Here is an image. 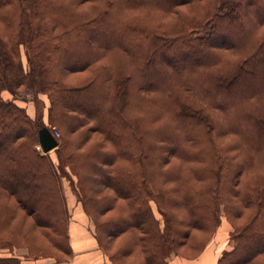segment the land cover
Instances as JSON below:
<instances>
[{"label":"trees","instance_id":"16d2710c","mask_svg":"<svg viewBox=\"0 0 264 264\" xmlns=\"http://www.w3.org/2000/svg\"><path fill=\"white\" fill-rule=\"evenodd\" d=\"M0 23V198H13L57 237L64 166L102 249L104 226L110 236H129L146 264H168L178 235L170 208L182 206L190 228L212 235L222 213L244 218L229 223L233 245L215 264H264V34L255 33L264 0H0ZM184 51L194 56L176 71ZM198 54L208 57L196 65ZM74 72L85 78L69 85L63 76ZM24 90L47 95L48 126L15 101ZM90 96L99 104H79ZM90 121L112 152L70 142L68 133ZM232 121L238 125L227 127ZM50 125L60 129L58 167L35 148L38 130L53 133ZM225 133L236 137L228 148L217 140ZM236 148L240 161L228 153ZM169 155L179 168H162ZM98 177L127 209L103 224L95 217L109 206L91 192Z\"/></svg>","mask_w":264,"mask_h":264},{"label":"rangeland","instance_id":"374dc122","mask_svg":"<svg viewBox=\"0 0 264 264\" xmlns=\"http://www.w3.org/2000/svg\"><path fill=\"white\" fill-rule=\"evenodd\" d=\"M63 2L69 0H60ZM75 2V1H74ZM89 3H84L80 9L86 10L89 8ZM187 11L186 8H180L181 13ZM185 11V12H186ZM177 13V15H181ZM174 14H172L173 16ZM193 14L181 16L182 22H188L191 20ZM162 20L166 23L172 22L171 15L166 16L162 15ZM3 32L2 25L0 23V33ZM255 33L264 34V25H260L255 29ZM231 40V38L229 39ZM194 55L190 52H183L180 55V59L176 63V71H179L184 63H189ZM234 56V55H232ZM165 57V56H164ZM167 57V55H166ZM208 57L204 54H198L194 57V64H200L206 60ZM64 81L69 85H76L80 80L85 78L84 72H74L68 73L64 76ZM262 76H260L261 79ZM251 83V82H250ZM246 90H253L254 86L248 84L245 86ZM249 90V91H250ZM32 90H24L16 98V102L25 107L27 114L30 116L31 120L36 124L37 121H42L46 126H48V108L50 105L49 99L46 94L33 93ZM3 98H11L7 91L2 92ZM93 96H90V101L82 100L80 98L79 104L84 106L88 102L92 101L95 105L99 104L97 99ZM90 105V104H89ZM216 114L221 119L222 114L217 110ZM223 119V118H222ZM238 125L236 122H226L227 127H234ZM53 130V135L56 132L57 136H60V129L56 125H50ZM162 130V127H161ZM55 137V136H54ZM235 134L234 133H225L221 137H218V142L228 148L231 144L235 143ZM68 139L74 145H78L81 151H87L91 148L97 149L102 152H112L113 148L111 143L108 142L104 136L96 129H94L93 123L90 121L87 124L81 126L78 130L68 133ZM161 144L166 142L161 141ZM167 144V143H166ZM165 144V145H166ZM58 145L50 150L49 152H44L38 143L35 148L41 154H48L51 156L52 160L55 163V166L58 167V162L56 159L55 149ZM228 153L235 161H240L242 155L240 151L236 149L228 150ZM104 167V165L102 164ZM181 166V162L178 158L169 155V158L162 163V168L176 169ZM63 172L61 175V192L64 197V204L66 215L62 227H60V232L57 234V237L48 233L46 229H41L38 226V221L34 217L23 211L18 203L13 198H0V264H70L74 260V254L71 249V240L69 235V225L77 211V207H80V210L85 218L91 221L92 226L95 227L90 216L83 207V202L79 198L77 191L73 189L71 180L73 181L74 176L68 171L67 167L62 166ZM57 171H59L57 169ZM258 171L264 173V165H258ZM70 179V180H69ZM166 186H169L168 184ZM170 187H175V184H171ZM32 187H30V194L32 192ZM173 191V190H172ZM91 192L96 199L101 202L105 201L107 210L96 214V219L99 223L102 224L110 219L118 218L126 214V205L122 199H119L118 195L114 190L106 186L104 183L100 182L98 177L92 183ZM173 195H178L177 191H173ZM28 199L30 203L34 201V195L28 194ZM236 209L243 210L240 201L236 196L232 199ZM74 202V204H73ZM152 209L157 218L160 219L159 213L157 212L155 206L152 204ZM170 214L172 216V223L175 228L178 230L176 247L175 250L177 254L174 255L173 259L176 264H185L187 261L196 260L198 257L205 261V258H214L216 259L223 251L230 249L233 245L229 237V232L231 231L230 222L236 225H240L244 218L242 216H231L226 213H222L221 221L217 227L215 233L209 234L205 231L192 229L189 226V220L186 215L185 210L182 206L171 207ZM95 215V214H94ZM45 221L47 220L44 218ZM103 229L101 243L104 253L110 259V262L113 264H146L144 256L140 252L139 248L131 243L129 236H110V232H106L105 227L101 226ZM110 230V229H109ZM182 231H188L190 235L188 237L185 234H182ZM130 235V234H129ZM135 232L131 233L130 237H134ZM185 236V237H183ZM128 237V238H127ZM57 240H61V245L56 244ZM128 243V244H127ZM127 244V246H126ZM205 244V247L199 251V248ZM136 246V247H135ZM131 249L132 252H126L124 249ZM66 248L69 250L66 253ZM185 256L188 259H182ZM200 259H197V263Z\"/></svg>","mask_w":264,"mask_h":264},{"label":"crops","instance_id":"0c3cea01","mask_svg":"<svg viewBox=\"0 0 264 264\" xmlns=\"http://www.w3.org/2000/svg\"><path fill=\"white\" fill-rule=\"evenodd\" d=\"M77 209L69 225L71 249L75 257L70 264H112L98 244L91 221L83 216L80 207H77ZM217 258L208 257L204 261L198 257L197 259H200L198 263L196 259L193 261L189 260L185 264H215ZM173 259L175 257L171 255L167 259L168 264H176Z\"/></svg>","mask_w":264,"mask_h":264},{"label":"water","instance_id":"95a60500","mask_svg":"<svg viewBox=\"0 0 264 264\" xmlns=\"http://www.w3.org/2000/svg\"><path fill=\"white\" fill-rule=\"evenodd\" d=\"M38 140L40 147L44 152H49L58 145L57 139L46 126H43L38 130Z\"/></svg>","mask_w":264,"mask_h":264},{"label":"built area","instance_id":"2783aa9c","mask_svg":"<svg viewBox=\"0 0 264 264\" xmlns=\"http://www.w3.org/2000/svg\"><path fill=\"white\" fill-rule=\"evenodd\" d=\"M54 136H55V137L57 136V133H56V132L54 133Z\"/></svg>","mask_w":264,"mask_h":264}]
</instances>
